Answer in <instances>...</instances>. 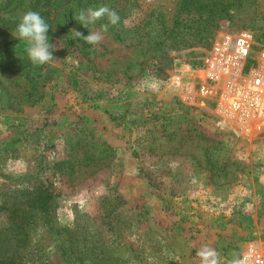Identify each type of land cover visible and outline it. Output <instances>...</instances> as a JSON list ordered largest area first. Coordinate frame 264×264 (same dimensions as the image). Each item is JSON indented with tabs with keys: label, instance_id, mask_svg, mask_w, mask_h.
<instances>
[{
	"label": "rangeland",
	"instance_id": "1",
	"mask_svg": "<svg viewBox=\"0 0 264 264\" xmlns=\"http://www.w3.org/2000/svg\"><path fill=\"white\" fill-rule=\"evenodd\" d=\"M101 5L120 22L71 39L100 29L75 16ZM28 10L57 61L13 37ZM231 31L264 50V0H0V264H82L84 244L83 264H200L205 246L228 264L264 244V132L200 95Z\"/></svg>",
	"mask_w": 264,
	"mask_h": 264
},
{
	"label": "built area",
	"instance_id": "2",
	"mask_svg": "<svg viewBox=\"0 0 264 264\" xmlns=\"http://www.w3.org/2000/svg\"><path fill=\"white\" fill-rule=\"evenodd\" d=\"M204 65L200 95L214 101V112L247 138L264 132V50L254 52L253 35L248 31L221 33ZM245 257L246 264H264V244H251L240 259Z\"/></svg>",
	"mask_w": 264,
	"mask_h": 264
},
{
	"label": "clouds",
	"instance_id": "3",
	"mask_svg": "<svg viewBox=\"0 0 264 264\" xmlns=\"http://www.w3.org/2000/svg\"><path fill=\"white\" fill-rule=\"evenodd\" d=\"M106 20L99 30H93L84 35L75 29L70 30L71 39L81 40L89 45H98L108 32L109 27L116 26L120 22V17L114 9L107 5L96 8L79 9L75 16L77 24L87 29L89 25H95L97 21ZM50 24L38 12L28 10L22 14L18 24L12 31V35L19 41L25 42V53L27 59L35 66L57 61L53 57V45L49 43L47 35ZM200 264H219V254L210 247H201L197 253ZM247 258H234L228 264H246Z\"/></svg>",
	"mask_w": 264,
	"mask_h": 264
},
{
	"label": "trees",
	"instance_id": "4",
	"mask_svg": "<svg viewBox=\"0 0 264 264\" xmlns=\"http://www.w3.org/2000/svg\"><path fill=\"white\" fill-rule=\"evenodd\" d=\"M41 187V185L39 186V188ZM43 198H45V197H43ZM81 246H83V251L85 252V253H82L80 250H79V254H80V256H78V258H76V259H78L82 264L85 262V258H87L88 257V252L90 253L91 251H89V249H90V247H88L87 245H81ZM78 250V249H77ZM90 264V263H89Z\"/></svg>",
	"mask_w": 264,
	"mask_h": 264
}]
</instances>
